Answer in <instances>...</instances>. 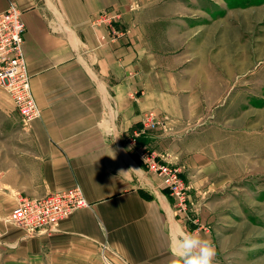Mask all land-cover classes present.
Masks as SVG:
<instances>
[{"label":"crops","instance_id":"obj_1","mask_svg":"<svg viewBox=\"0 0 264 264\" xmlns=\"http://www.w3.org/2000/svg\"><path fill=\"white\" fill-rule=\"evenodd\" d=\"M22 11L24 52L41 116L25 128L0 87V264H173L171 240L215 217L208 168L213 129L190 52L205 48L193 0H0ZM120 13L121 36L102 46L92 25ZM195 18V17H194ZM153 112L165 126L146 130ZM209 137L210 141L205 143ZM176 158L189 175V214L149 175L135 144ZM176 162V161H174ZM210 165H213L212 163ZM204 169V170H203ZM212 171V170H211ZM80 187L89 207L49 234L26 236L5 219L23 198ZM107 251H104V247ZM215 246V245H214ZM217 257V256H216Z\"/></svg>","mask_w":264,"mask_h":264},{"label":"rangeland","instance_id":"obj_2","mask_svg":"<svg viewBox=\"0 0 264 264\" xmlns=\"http://www.w3.org/2000/svg\"><path fill=\"white\" fill-rule=\"evenodd\" d=\"M193 1L192 25L204 31L205 48L190 52V67L198 68L190 78L203 80L199 88L209 110L199 131L211 128L214 135L213 147L208 137L199 152L212 154L202 168L215 173L204 185L214 191L215 217L206 226L215 264H264V0ZM134 151L141 163L168 162L189 183L176 158L138 143ZM149 175L161 183L156 173Z\"/></svg>","mask_w":264,"mask_h":264},{"label":"built area","instance_id":"obj_3","mask_svg":"<svg viewBox=\"0 0 264 264\" xmlns=\"http://www.w3.org/2000/svg\"><path fill=\"white\" fill-rule=\"evenodd\" d=\"M121 19L120 13L109 9L102 10L95 17L92 25L103 30L99 35L102 46L121 36L116 27ZM26 31L22 11L15 3H11L8 10L0 13V87L12 98L24 127L28 128L41 116V110L32 93L31 76L24 52ZM142 123L146 130L165 126V121L153 112L146 114ZM142 161L148 173L154 172L160 177V186L168 190L179 211L189 214L191 187L182 172L171 168L166 161L159 164L156 158H143ZM89 206L80 187L53 192L39 199L23 197L7 217L6 223L23 230L28 237L49 234L57 229L61 221ZM107 250L105 246L104 251Z\"/></svg>","mask_w":264,"mask_h":264},{"label":"clouds","instance_id":"obj_4","mask_svg":"<svg viewBox=\"0 0 264 264\" xmlns=\"http://www.w3.org/2000/svg\"><path fill=\"white\" fill-rule=\"evenodd\" d=\"M173 264H215V246L198 232H182L171 240Z\"/></svg>","mask_w":264,"mask_h":264}]
</instances>
